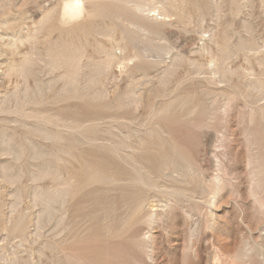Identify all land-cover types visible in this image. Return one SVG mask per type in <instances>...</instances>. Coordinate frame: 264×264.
I'll return each mask as SVG.
<instances>
[{
  "label": "rangeland",
  "instance_id": "374dc122",
  "mask_svg": "<svg viewBox=\"0 0 264 264\" xmlns=\"http://www.w3.org/2000/svg\"><path fill=\"white\" fill-rule=\"evenodd\" d=\"M0 264H264V0H0Z\"/></svg>",
  "mask_w": 264,
  "mask_h": 264
},
{
  "label": "bare ground",
  "instance_id": "6f19581e",
  "mask_svg": "<svg viewBox=\"0 0 264 264\" xmlns=\"http://www.w3.org/2000/svg\"><path fill=\"white\" fill-rule=\"evenodd\" d=\"M131 3H133V2H131ZM134 11H136L137 13L138 12H142V10H143V6L142 5H136V4H134ZM65 11L67 12V14L70 16V17H75V16H77V15H79L80 13H81V11H82V8H80L79 7V2H77V3H75V2H70V3H67L66 5H65ZM146 11V10H145ZM144 15V14H143ZM135 59V58H134ZM76 71V70H75ZM114 89V88H113ZM114 91H116V90H114ZM100 161H105L104 159H101ZM83 165V164H82ZM77 170V169H76ZM80 170H81V168H80ZM81 173V172H80ZM88 173V172H87ZM85 174V173H84ZM74 175V174H73ZM83 176V175H82ZM89 177H91L90 175H89ZM91 179H92V177H91ZM90 180V179H89ZM94 182V181H93ZM94 184V183H93ZM91 198H94V195H89V199H91ZM148 199H143L142 198V196L140 195V197H139V199H138V201H137V203H139V206H144L145 205V202L147 201ZM149 207H151V206H149ZM149 213H150V211H149ZM150 216H152L151 214H150Z\"/></svg>",
  "mask_w": 264,
  "mask_h": 264
}]
</instances>
